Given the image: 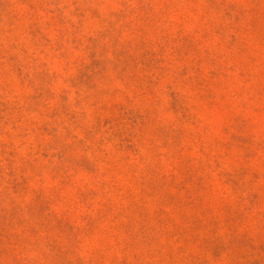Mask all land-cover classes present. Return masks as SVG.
<instances>
[{
    "label": "rangeland",
    "instance_id": "374dc122",
    "mask_svg": "<svg viewBox=\"0 0 264 264\" xmlns=\"http://www.w3.org/2000/svg\"><path fill=\"white\" fill-rule=\"evenodd\" d=\"M0 264H264V0H0Z\"/></svg>",
    "mask_w": 264,
    "mask_h": 264
}]
</instances>
